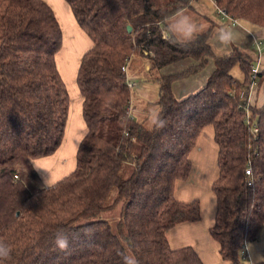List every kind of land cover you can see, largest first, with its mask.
<instances>
[{
  "label": "trees",
  "instance_id": "16d2710c",
  "mask_svg": "<svg viewBox=\"0 0 264 264\" xmlns=\"http://www.w3.org/2000/svg\"><path fill=\"white\" fill-rule=\"evenodd\" d=\"M66 1L92 42L75 77L86 132L74 169L46 188L31 160L53 153L64 136L70 95L56 64L62 31L45 0H0V243L10 249L0 264H122L124 256L204 264L192 246L172 248L167 231L201 218L199 199L180 200L174 187L188 177L190 151L207 126L218 169L208 231L223 264H239L242 243L255 241L264 225V103L254 101L246 113L240 94L253 81L259 87L264 70L253 72L254 60L235 45L216 52L209 30L186 44L172 39L169 19L197 0ZM213 1L233 21L264 29V0ZM133 56L158 82L157 115L167 121L158 131L130 115L121 67ZM186 58L185 68L158 73ZM210 60L205 84L175 97L172 84ZM60 231L67 251L53 243Z\"/></svg>",
  "mask_w": 264,
  "mask_h": 264
},
{
  "label": "crops",
  "instance_id": "0c3cea01",
  "mask_svg": "<svg viewBox=\"0 0 264 264\" xmlns=\"http://www.w3.org/2000/svg\"><path fill=\"white\" fill-rule=\"evenodd\" d=\"M45 1L54 10L62 34L68 35V38H66L68 39L67 50H79L78 59L80 60L83 52L92 45L91 40L89 41L90 38H87L88 35H85L86 33L76 22L66 0ZM216 14H218L220 18H217ZM185 16L190 17L199 26V33L209 30L210 43L216 52L226 53L231 49L232 45H235L251 56L254 60L253 65L258 63L259 71L264 70V44L261 45L259 51L254 45L255 41L264 40L263 28L243 20L233 21L230 17L224 16L216 7L213 0H197L193 2L191 6L184 8L169 19V28L174 29L175 34H179L185 27ZM223 27L230 29L233 35V40L227 45L220 44L215 35L217 30ZM166 34L167 33H164V35ZM63 44L64 41H62V46ZM80 45L88 47L79 49ZM61 50L62 49H59L56 53V64L58 69V56L61 54ZM66 52L67 51L63 54V59H66ZM79 60H77L76 66L72 68L77 91L79 90L75 82V77ZM179 62L183 63L175 65ZM191 63V59H182L160 68L158 73L166 74L179 71ZM143 64L145 68L148 69V63L144 61ZM213 69L214 64L213 61L210 60L206 67L200 72L175 81L172 84L175 97L181 94L188 95L191 93L190 91H197L205 84L207 77ZM176 85L177 93L175 92ZM246 96L250 104L255 101L257 105H262L264 103V82L259 87H251ZM85 132L86 124L82 116V97L79 93V96H74V99L69 102L64 136L58 148L49 155L31 160L44 186H46L45 182L47 180H49L50 184H53L62 177L68 175L74 169L76 164L75 154ZM189 157L191 160L189 175L184 180L176 181L174 195L176 198L185 201L198 198L200 201L201 218L195 222H182L177 224L167 231V238L172 248L192 246L204 264H223L218 253V244L210 236L208 231V227L213 223L216 207L215 195L211 190V183L214 180L213 178L216 172L218 174L216 163L217 145L213 138V129L211 126L202 129L196 139L195 146L190 151ZM214 172L215 174L212 176ZM263 253L264 225L259 230L257 239L247 243V256L243 258L239 264H254L263 260Z\"/></svg>",
  "mask_w": 264,
  "mask_h": 264
},
{
  "label": "rangeland",
  "instance_id": "374dc122",
  "mask_svg": "<svg viewBox=\"0 0 264 264\" xmlns=\"http://www.w3.org/2000/svg\"><path fill=\"white\" fill-rule=\"evenodd\" d=\"M216 12V10H215ZM217 18H220L218 14H216ZM176 19V18H175ZM85 34V33H84ZM87 36V34H85ZM68 35L62 34V41H64L63 46L61 45V54L58 56V66L60 72L64 78L65 84L68 89V93L70 94V101L74 99V96H79V91H77L74 77L72 73V68L76 66V62L78 59L79 50L68 49ZM89 39V37L87 36ZM90 41V39H89ZM82 45V44H81ZM79 49L86 48L88 46H81ZM66 52V59H63V54ZM144 59L139 58L138 56H133L127 63V71L126 76L127 79L133 81L134 85L130 87V103H129V111L131 112V116L138 121H141L147 127L152 125V121L155 119L159 106L157 103L158 100V82L152 79L150 72L145 68ZM183 62L176 63L175 65H180ZM71 72H69V71ZM232 74L235 77L240 78V70L238 66H235L232 69ZM181 83V82H179ZM194 90V89H193ZM175 92L177 93V85L175 86ZM191 93L195 91H190ZM186 96L185 94L177 95V98H182ZM131 167V165H130ZM129 166L126 168H122L121 174L123 176H127L129 174ZM216 171V170H215ZM215 172L212 174V176ZM217 176V172L213 179ZM178 186V185H177ZM198 196V195H196ZM107 216V215H106ZM102 215V217H106Z\"/></svg>",
  "mask_w": 264,
  "mask_h": 264
},
{
  "label": "clouds",
  "instance_id": "9594fccd",
  "mask_svg": "<svg viewBox=\"0 0 264 264\" xmlns=\"http://www.w3.org/2000/svg\"><path fill=\"white\" fill-rule=\"evenodd\" d=\"M185 27L179 34H175V30L169 28V32L172 33V39L176 41L178 44H186L192 41L200 32L199 26L190 18L185 16ZM216 39L220 44L227 45L233 40V35L230 29L223 27L217 30ZM162 112L163 110L160 109ZM167 121L160 115L152 121V129L151 130H160L166 127ZM38 168V167H37ZM46 188L51 187L49 180L46 182ZM53 243L55 247L60 251H67L69 246V238L63 232H57L54 236ZM10 257V249L7 245L0 243V261L7 260ZM122 264H138V262L133 258L130 259L127 256L122 258Z\"/></svg>",
  "mask_w": 264,
  "mask_h": 264
},
{
  "label": "built area",
  "instance_id": "2783aa9c",
  "mask_svg": "<svg viewBox=\"0 0 264 264\" xmlns=\"http://www.w3.org/2000/svg\"><path fill=\"white\" fill-rule=\"evenodd\" d=\"M219 11H220L221 13L224 14L223 11H221V10H219ZM262 44H264V40H257V41H255V44H254V45H255L256 49H258V51H259V49H260V47H261ZM121 69H122L123 71H126V69H127V68H126V65H123V66L121 67ZM252 71H253V72H257V71H258V63H257L256 65H253V66H252ZM127 85H128L129 87H132V86L134 85V83H133L130 79H127ZM253 86H256L255 81H253V83L250 84V86H249V90H248V91H242L241 94H240V98H241V99H244V100L247 101V104L245 103V106H244V109L246 110V113L248 112V111H247V110H248V105L250 104V102H249V100H248V97H247L246 95H248V93H249L251 87H253ZM247 172H249V170H246V173H247ZM240 255H241L242 258H245V257L247 256V242H246V241H244V242L242 243V245H241ZM263 258H264V253H263Z\"/></svg>",
  "mask_w": 264,
  "mask_h": 264
},
{
  "label": "water",
  "instance_id": "95a60500",
  "mask_svg": "<svg viewBox=\"0 0 264 264\" xmlns=\"http://www.w3.org/2000/svg\"><path fill=\"white\" fill-rule=\"evenodd\" d=\"M130 29H131V26H130V25H128V26H127V30L129 31Z\"/></svg>",
  "mask_w": 264,
  "mask_h": 264
}]
</instances>
